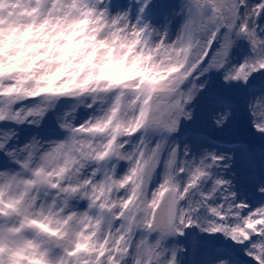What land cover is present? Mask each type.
I'll list each match as a JSON object with an SVG mask.
<instances>
[{"label": "clouds", "instance_id": "1", "mask_svg": "<svg viewBox=\"0 0 264 264\" xmlns=\"http://www.w3.org/2000/svg\"><path fill=\"white\" fill-rule=\"evenodd\" d=\"M232 7L0 0V264H192L189 234L212 226L236 230V240L220 238L239 264H259L264 147L242 186L228 145L249 136L264 145V118L251 116L237 134L252 102L243 91L234 106H204L210 85L243 89L237 65L250 72L264 59L235 35L245 24L264 28L254 0L235 16ZM228 25L229 56L214 54L220 68L204 72Z\"/></svg>", "mask_w": 264, "mask_h": 264}, {"label": "snow or ice", "instance_id": "2", "mask_svg": "<svg viewBox=\"0 0 264 264\" xmlns=\"http://www.w3.org/2000/svg\"><path fill=\"white\" fill-rule=\"evenodd\" d=\"M237 5L239 6V12H243L248 7V0H244V3H240V0H233L232 12L234 16L239 14L237 11ZM252 12L256 16L257 21L264 19V0H254ZM232 28L233 25H228L227 29L222 30V43H218L220 38H213L211 41V46L204 59V64L207 65V67L203 68L204 72L216 71L220 68L219 64L209 62L214 54H218L225 58L229 56V53L235 43L233 40ZM235 35L236 40L247 41L245 48L250 49L253 54L264 52V28H257V30L252 31L249 30L248 25L245 24L243 25V31L237 32ZM249 60H251V57H246L245 63H248ZM248 66L251 69L250 72L245 71L243 65H237L239 71H237L235 75L236 79L244 81L246 87L240 89L237 85L232 89L225 90H235L237 92L243 91L245 95H250L256 91H264V83H262L261 78H258L257 76V72H259L262 74V77H264V59L258 58ZM209 92L210 101L213 104L234 106L239 102V98L237 96L227 95L224 91H218L213 87V85L209 86ZM248 107L251 111V116L254 119L264 118V97L256 96L254 102L249 103ZM259 126L260 125L257 124V127ZM237 134L242 135V130L240 127L237 129ZM204 139V137L198 135L194 136V140L196 142H203ZM228 147H231L232 149L241 153V163L237 168V179L242 186L247 185L250 181V164L256 159L257 151L255 149L249 148V146L244 143H234L228 145ZM260 155L262 158H264V150L261 151ZM197 212L198 209L195 207L190 209V213ZM211 212L214 215L219 216V212L216 208H212ZM185 219L187 220L188 227H194L193 220L196 219L195 216L190 219L186 216ZM195 227H200V225L197 223ZM249 227H252V224H249ZM173 228H175L174 224H172L170 230ZM202 230L205 231L206 234L211 235L194 239L193 246L200 249V251L204 254L203 264H214V261L223 258H229L234 261V264H239L240 254L237 251L236 246L231 243H225L223 240H221L220 236L214 235L223 233L224 236L230 237L232 240H236L237 237L235 235V229L231 230L230 232L226 228L212 226ZM255 247L261 246L256 245ZM261 252L264 253V247H261ZM256 260L259 262V264H264V255L256 256Z\"/></svg>", "mask_w": 264, "mask_h": 264}, {"label": "rangeland", "instance_id": "3", "mask_svg": "<svg viewBox=\"0 0 264 264\" xmlns=\"http://www.w3.org/2000/svg\"><path fill=\"white\" fill-rule=\"evenodd\" d=\"M213 87L218 91H224L225 94H227V95H234V96H237L238 98H240V96H241V92H237L235 90L219 89L218 86H216V85H213ZM259 92L260 91H256L251 95H246L247 98L245 96L244 97L246 100L250 99L252 102H254V100H255L256 96L259 94ZM256 93H257V95H255ZM209 98H210V95H209ZM250 117H251V111H250V109H248L247 112L244 114L241 122H240V129L242 130V135L246 134L245 121ZM198 122H199V118H198L197 123ZM244 144L248 145L249 148L255 149V150H257L258 147H264V145H262L258 139H256L255 137H251V136L248 137L247 142ZM235 151L237 153V168H238L240 166V163H241V153L237 150H235ZM208 235H211V234H204V236H195V238H202V237H206ZM214 235L220 236L221 234H214ZM193 240L194 239H191V234H190L189 235V245H190L192 264H198L197 262H199V264H203L204 254L200 251V249L193 246Z\"/></svg>", "mask_w": 264, "mask_h": 264}, {"label": "bare ground", "instance_id": "4", "mask_svg": "<svg viewBox=\"0 0 264 264\" xmlns=\"http://www.w3.org/2000/svg\"><path fill=\"white\" fill-rule=\"evenodd\" d=\"M252 94H253V93H252ZM209 95H210V92L207 94V96H206V98H205V100H204L205 111H206L207 105H208L209 103H211L210 98H209ZM243 95L246 97L245 93H243ZM250 95H251V94H250ZM255 95H257V93H256ZM246 98H247V97H246ZM191 239H197V238H195V236L191 235ZM197 263L199 264V262H197Z\"/></svg>", "mask_w": 264, "mask_h": 264}]
</instances>
